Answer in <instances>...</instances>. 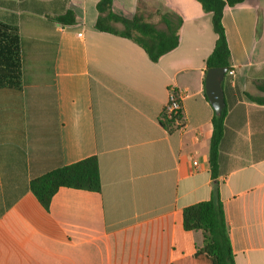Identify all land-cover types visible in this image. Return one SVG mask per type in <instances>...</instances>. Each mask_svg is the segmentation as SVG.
I'll use <instances>...</instances> for the list:
<instances>
[{"label": "crops", "instance_id": "1", "mask_svg": "<svg viewBox=\"0 0 264 264\" xmlns=\"http://www.w3.org/2000/svg\"><path fill=\"white\" fill-rule=\"evenodd\" d=\"M100 1L0 0V264H196L203 234L185 230L183 211L216 197L234 264H264V0L224 11L235 76L223 82L216 178L211 14L195 0H112L128 19L149 7L182 18L179 46L153 63L96 28ZM67 13L74 23L58 21ZM172 87L182 125L169 132ZM90 157L100 193L61 188L46 210L30 191L31 180Z\"/></svg>", "mask_w": 264, "mask_h": 264}, {"label": "trees", "instance_id": "2", "mask_svg": "<svg viewBox=\"0 0 264 264\" xmlns=\"http://www.w3.org/2000/svg\"><path fill=\"white\" fill-rule=\"evenodd\" d=\"M195 1L201 4L206 13L211 14L212 26L216 35L214 49L206 60V73L212 68H227L229 71L231 69V54L223 25V15L226 8H233L245 0ZM97 8L100 16L96 28L99 31L113 33L132 40L144 50L153 63H157L180 44V30L183 25L180 16L160 13V23L164 25V28L161 29L145 18L143 13L137 12L131 19L113 13L112 0H101ZM58 21L74 23L75 19L72 13H67ZM111 22L122 24L124 30L122 32L115 31L109 25ZM227 113L228 106L220 115H216L214 112L212 118L213 130L209 150V165L211 175L214 178L218 176L219 148L224 135ZM161 124L169 132L176 128V122L173 119L162 117ZM61 188L100 193L102 183L98 159L96 157L86 158L48 172L30 182V191L46 210L49 209L52 198ZM183 223L185 230L200 231L204 239L203 246L190 260L196 264H234L229 228L222 202L218 197L186 207L183 211Z\"/></svg>", "mask_w": 264, "mask_h": 264}, {"label": "water", "instance_id": "3", "mask_svg": "<svg viewBox=\"0 0 264 264\" xmlns=\"http://www.w3.org/2000/svg\"><path fill=\"white\" fill-rule=\"evenodd\" d=\"M227 72V68H212L209 69L206 73V95L216 115H220L226 108L223 82L227 75Z\"/></svg>", "mask_w": 264, "mask_h": 264}, {"label": "built area", "instance_id": "4", "mask_svg": "<svg viewBox=\"0 0 264 264\" xmlns=\"http://www.w3.org/2000/svg\"><path fill=\"white\" fill-rule=\"evenodd\" d=\"M227 76L234 77L235 70L231 68L227 72ZM182 98L183 94L176 91L173 87L169 89V98L164 106L162 117L165 119H173L176 122V126L182 125Z\"/></svg>", "mask_w": 264, "mask_h": 264}, {"label": "rangeland", "instance_id": "5", "mask_svg": "<svg viewBox=\"0 0 264 264\" xmlns=\"http://www.w3.org/2000/svg\"><path fill=\"white\" fill-rule=\"evenodd\" d=\"M148 13L147 15L145 16V18H147L149 21H151L152 23L156 24L157 27L159 28H164V25L160 23V15H159V12L157 13L156 10L154 9V7H149L148 8ZM115 28L117 29H121L123 30L124 27L122 24H118L115 26Z\"/></svg>", "mask_w": 264, "mask_h": 264}]
</instances>
